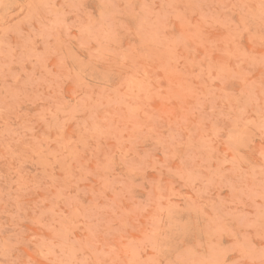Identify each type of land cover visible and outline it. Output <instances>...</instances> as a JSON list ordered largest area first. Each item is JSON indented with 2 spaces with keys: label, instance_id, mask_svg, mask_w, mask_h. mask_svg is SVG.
I'll list each match as a JSON object with an SVG mask.
<instances>
[{
  "label": "rangeland",
  "instance_id": "obj_1",
  "mask_svg": "<svg viewBox=\"0 0 264 264\" xmlns=\"http://www.w3.org/2000/svg\"><path fill=\"white\" fill-rule=\"evenodd\" d=\"M0 264H264V0H0Z\"/></svg>",
  "mask_w": 264,
  "mask_h": 264
}]
</instances>
